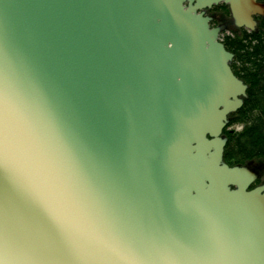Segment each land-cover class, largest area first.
I'll list each match as a JSON object with an SVG mask.
<instances>
[{
	"label": "water",
	"instance_id": "obj_1",
	"mask_svg": "<svg viewBox=\"0 0 264 264\" xmlns=\"http://www.w3.org/2000/svg\"><path fill=\"white\" fill-rule=\"evenodd\" d=\"M229 6L254 32L260 0H0V42L17 82L42 100L67 137L148 235L201 257L182 264H264V183L224 160L229 117L248 86L206 15ZM22 177L0 174V204L26 257L71 264L31 207ZM210 222L218 255L200 246Z\"/></svg>",
	"mask_w": 264,
	"mask_h": 264
},
{
	"label": "snow or ice",
	"instance_id": "obj_2",
	"mask_svg": "<svg viewBox=\"0 0 264 264\" xmlns=\"http://www.w3.org/2000/svg\"><path fill=\"white\" fill-rule=\"evenodd\" d=\"M22 177L31 207L56 233L71 264H182L201 257L169 237L146 234L107 182L67 137L42 100L15 81L0 42V174ZM202 248L218 255L224 237L210 222ZM15 237L0 204V264L25 259L12 252Z\"/></svg>",
	"mask_w": 264,
	"mask_h": 264
},
{
	"label": "trees",
	"instance_id": "obj_3",
	"mask_svg": "<svg viewBox=\"0 0 264 264\" xmlns=\"http://www.w3.org/2000/svg\"><path fill=\"white\" fill-rule=\"evenodd\" d=\"M213 11L221 14L218 25H228L220 38L234 54L231 65L234 73L248 86L243 107L229 117L224 130L228 140L224 160L230 166H247L258 172L255 164H264V17H256L257 28L250 32L234 25L229 6L221 4ZM238 124L243 125L240 132L229 130ZM259 174L261 177L252 188L264 183V175Z\"/></svg>",
	"mask_w": 264,
	"mask_h": 264
},
{
	"label": "rangeland",
	"instance_id": "obj_4",
	"mask_svg": "<svg viewBox=\"0 0 264 264\" xmlns=\"http://www.w3.org/2000/svg\"><path fill=\"white\" fill-rule=\"evenodd\" d=\"M215 12H216V11H215ZM216 13H217V15H218V19H219L220 16H221V14H220V12H218V11H217ZM226 34H229V32H227ZM242 129H243V125H240V124L229 127V130H231V131H235V132H240ZM254 167H255L256 170L258 171V174H259V172H260L261 174L264 175V173H263V172H264V164H263V165H259V163H256ZM259 175H260V174H259ZM260 177H261V175H260ZM262 179H264V177H262Z\"/></svg>",
	"mask_w": 264,
	"mask_h": 264
},
{
	"label": "flooded vegetation",
	"instance_id": "obj_5",
	"mask_svg": "<svg viewBox=\"0 0 264 264\" xmlns=\"http://www.w3.org/2000/svg\"><path fill=\"white\" fill-rule=\"evenodd\" d=\"M214 8L207 10L206 15H208L209 17L212 18V22L211 25L212 27H218L220 25H218V15L215 11H213ZM256 172V171H255ZM258 173V172H257Z\"/></svg>",
	"mask_w": 264,
	"mask_h": 264
}]
</instances>
